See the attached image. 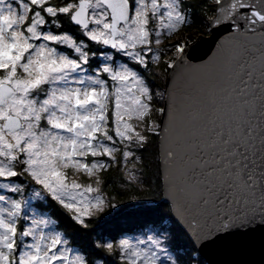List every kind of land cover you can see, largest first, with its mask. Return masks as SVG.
I'll use <instances>...</instances> for the list:
<instances>
[{"label":"snow or ice","instance_id":"6c2138e0","mask_svg":"<svg viewBox=\"0 0 264 264\" xmlns=\"http://www.w3.org/2000/svg\"><path fill=\"white\" fill-rule=\"evenodd\" d=\"M215 5L210 24L232 34L223 63L197 69L209 82L185 98L163 150L168 194L201 246L264 228V0ZM190 22L184 0H0V264H105L70 247L31 201L54 202L84 228L110 206L99 173L111 165L100 158L115 162L119 141L123 164L139 162L131 149L147 143L132 123L153 99L137 67ZM185 47L175 44L169 67ZM96 247L122 264H177L153 235Z\"/></svg>","mask_w":264,"mask_h":264},{"label":"trees","instance_id":"16d2710c","mask_svg":"<svg viewBox=\"0 0 264 264\" xmlns=\"http://www.w3.org/2000/svg\"><path fill=\"white\" fill-rule=\"evenodd\" d=\"M212 1L184 0V5L190 18L189 10L191 8L203 14L202 20H204L203 28L205 29V34L210 33V30H206L205 21H209L208 18L214 14L216 8L214 1ZM57 3H59V0H57ZM189 28H193L196 31L199 30L194 25L189 26ZM195 35L190 34V36H193L192 40L196 37ZM90 47L93 51L96 50L95 46L90 45ZM161 52L162 55L167 54L164 51ZM115 58L117 63L126 62V58L119 54H115ZM147 59L148 67H137V70L149 85L161 91L160 100L155 99L154 102L156 106H163L165 82L170 68L169 64L163 61L157 64L152 59L151 53L148 54ZM93 68H95V64H93ZM158 70L163 71L164 74L161 75ZM147 134L150 135L147 143L143 148H139L142 156L140 165L143 168V179L140 184L129 181L126 178L121 156H118L115 162L108 157H102L106 163L111 165L106 170L101 171L102 188L109 197L111 204L100 214L87 218V228L73 221L67 213L63 212L58 205L50 200L40 201L38 199L33 202V204L43 210L48 209V212L51 213L50 217L57 221L56 229L64 234L69 241V246L79 250L90 261L103 258L105 264H122L118 252L108 254L97 248L96 245L107 242L115 243L127 234H135L137 230L146 232L149 227L156 228L161 233H164L163 230H167L165 235L169 246L178 254L180 261L186 260L185 263L190 264L191 261L188 255L190 256L193 251L198 252L187 231L174 218L170 202L163 198L159 136L157 132L147 131ZM112 202H115L117 206L114 207ZM169 220L170 225H167ZM182 249L185 251H181ZM199 264H207L202 256H200Z\"/></svg>","mask_w":264,"mask_h":264},{"label":"water","instance_id":"95a60500","mask_svg":"<svg viewBox=\"0 0 264 264\" xmlns=\"http://www.w3.org/2000/svg\"><path fill=\"white\" fill-rule=\"evenodd\" d=\"M210 33H201L185 45L184 62L178 67H170L165 82V100L161 113L158 131L160 168L163 179V198L170 202L174 218L187 230V225L179 220L172 199L168 194V179L170 176L164 164L163 150L173 138V118L178 110L186 103V97L197 96L200 89L206 87L208 79L197 69L205 65H212L218 59L223 63V57L218 58L221 45L229 42L232 35L223 26L213 27ZM171 114V115H170ZM164 128H169L165 134ZM196 245V244H195ZM199 254L207 264H264V228L257 227L255 231L246 235H236L215 244L196 245Z\"/></svg>","mask_w":264,"mask_h":264},{"label":"rangeland","instance_id":"374dc122","mask_svg":"<svg viewBox=\"0 0 264 264\" xmlns=\"http://www.w3.org/2000/svg\"><path fill=\"white\" fill-rule=\"evenodd\" d=\"M189 12H190L189 14H190V16L192 18V19L190 18L191 22L189 24L183 26L179 31H177L176 33H174V34H172L170 36H161V38H160L161 42H160L159 45H156L155 43L152 44L153 52L151 53V57L157 64L162 63V61L163 62H167L168 64H170L171 60H174V58L178 54L180 55V53L177 52V50L175 48V44L177 42H179V44H181V45H184V44L187 45L189 42L192 41V38H193V36L195 34H196L195 36H198L201 33H205L204 32L205 29L203 28V25H204L203 21L204 20H202L203 14L198 12V10H194V8H191L189 10ZM205 23H206V27H207L206 30H210L209 29L210 28V22L208 20H206ZM193 25H194V27H198L199 30L196 31L193 28H189V26H193ZM190 34H193V36H190ZM161 51H164L167 54L166 55H164V54L162 55ZM154 56H158V58L154 59L153 58ZM158 73H160L161 75L164 74V72L163 71L161 72L160 70H158ZM166 76H167V74H166ZM147 85H148V87H149V89L151 91V94L153 96V99L151 101L152 110H151V112L148 115H146V117H145L143 122H138V121L133 120L132 123L135 126V131L140 132L142 135L146 136L147 137V141H148L150 135L147 134V131L151 132V131L148 130L149 128L155 127L156 125H160L161 112H159L158 109L163 108V106H160V105L156 106L155 102H154L155 99L160 100L161 91L157 90L154 87H152L148 83H147ZM164 95H165V93H164ZM114 146L117 147L118 149H120V151L114 153V155L116 157H118V156L122 157V152L124 150L123 149V145L120 144L119 141H117ZM131 150H133L135 152L136 156L140 157V160H139V162H136L135 160H130L126 165L123 164V170L125 172V176H126L127 179H128L127 171L128 170H132L134 172L135 176H136V180L132 181V182L140 184V181L143 179V177H142L143 168L140 165L141 161H142L141 152L139 151V148H136L135 146H133ZM100 159L104 160V158H100ZM133 165H135L134 168H133ZM99 176H100V179L102 181L101 172L99 173ZM78 179L82 183H88L89 182L87 177H84V176H80V177H78ZM94 179L95 178H93V181H92L93 183H94ZM102 185L103 184L100 185L101 193H102L106 203L108 205H110L111 201H110L109 197L107 196V194L103 191ZM29 195H30V191H26L25 192V197L27 198ZM36 200H38V199H34V200L31 201V203H32L31 211L34 212L37 216L43 215V216H46V217H50L51 213H48V209L43 210L42 208H39L38 206L33 204V202H35ZM112 204H113L114 207L117 206L115 202H112ZM98 214H100V213H98ZM167 225H170V220L167 222ZM157 231H158V229L149 227V228L146 229V232L137 230L135 232V234H133V235L127 234L123 238H129V239L135 240V239H146V237L148 235L157 236L158 238H160L164 242V247L177 260V264H186L185 263L186 260L183 261V262L180 261V258L178 257V254L175 253L172 250V248L169 246L167 237L165 235L167 230H163L164 233L159 232L160 230L158 232ZM183 250L184 249H182L181 251H183ZM191 255L190 256L188 255V257H189V259L191 261L190 264H194V262L199 264L200 256H201L199 254V252L193 251Z\"/></svg>","mask_w":264,"mask_h":264},{"label":"built area","instance_id":"2783aa9c","mask_svg":"<svg viewBox=\"0 0 264 264\" xmlns=\"http://www.w3.org/2000/svg\"><path fill=\"white\" fill-rule=\"evenodd\" d=\"M213 1H214V0H213ZM214 2H215V1H214ZM184 45H186V44H184ZM177 56H179V54H178ZM177 56H176V57H177ZM171 61H172V60H171ZM171 61H170V62H171ZM157 133H158V132H157ZM48 213H49V212H48ZM194 264H197V263H196V262H194Z\"/></svg>","mask_w":264,"mask_h":264}]
</instances>
